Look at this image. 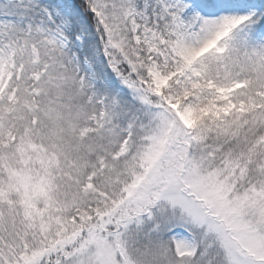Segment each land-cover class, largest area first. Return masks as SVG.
Masks as SVG:
<instances>
[{"label": "snow or ice", "instance_id": "obj_1", "mask_svg": "<svg viewBox=\"0 0 264 264\" xmlns=\"http://www.w3.org/2000/svg\"><path fill=\"white\" fill-rule=\"evenodd\" d=\"M0 264H264V0H0Z\"/></svg>", "mask_w": 264, "mask_h": 264}]
</instances>
